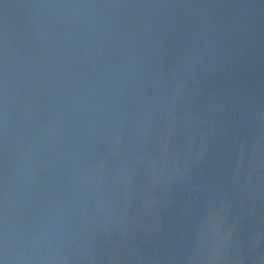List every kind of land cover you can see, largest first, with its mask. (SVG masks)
Returning <instances> with one entry per match:
<instances>
[{
  "label": "water",
  "instance_id": "water-1",
  "mask_svg": "<svg viewBox=\"0 0 264 264\" xmlns=\"http://www.w3.org/2000/svg\"><path fill=\"white\" fill-rule=\"evenodd\" d=\"M6 198L34 264H264V0H0Z\"/></svg>",
  "mask_w": 264,
  "mask_h": 264
},
{
  "label": "clouds",
  "instance_id": "clouds-1",
  "mask_svg": "<svg viewBox=\"0 0 264 264\" xmlns=\"http://www.w3.org/2000/svg\"><path fill=\"white\" fill-rule=\"evenodd\" d=\"M8 200L5 201L4 229L0 234V246L5 259L0 264H34L40 258L44 241L39 234H30L15 224L8 221Z\"/></svg>",
  "mask_w": 264,
  "mask_h": 264
}]
</instances>
